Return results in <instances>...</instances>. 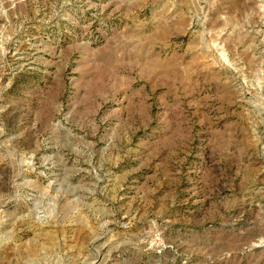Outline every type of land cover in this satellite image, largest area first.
Instances as JSON below:
<instances>
[{
	"label": "rangeland",
	"instance_id": "obj_1",
	"mask_svg": "<svg viewBox=\"0 0 264 264\" xmlns=\"http://www.w3.org/2000/svg\"><path fill=\"white\" fill-rule=\"evenodd\" d=\"M0 264H264V0H0Z\"/></svg>",
	"mask_w": 264,
	"mask_h": 264
}]
</instances>
